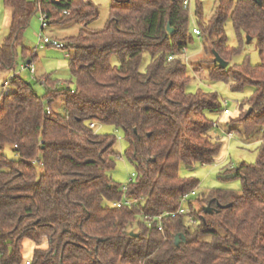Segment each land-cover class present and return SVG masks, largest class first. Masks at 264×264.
<instances>
[{
    "label": "trees",
    "instance_id": "16d2710c",
    "mask_svg": "<svg viewBox=\"0 0 264 264\" xmlns=\"http://www.w3.org/2000/svg\"><path fill=\"white\" fill-rule=\"evenodd\" d=\"M184 1L111 0L103 28L87 30L99 13L90 0H4L11 20L0 44V71L15 70L18 48L23 64H33L35 50L22 37L38 12L48 25L83 28L63 45L71 51L73 88L47 77L39 96L18 74L10 79L13 89L0 96V264L23 263L26 240L33 244L30 264H264V147L255 163L234 169L240 192L211 189L184 202L198 180L179 175L180 164L211 163L221 148L220 136H213L219 127L208 115L222 111L218 95L186 90L191 34L210 55V79L232 91L253 86L247 108L240 106L243 115L230 118L227 131L246 143L264 141V0H216L208 21L197 8L191 34ZM226 19L238 47L227 44ZM246 36L256 40L260 62L230 65ZM145 53L149 61L141 70ZM59 100L61 111L52 107ZM92 121L123 131L124 154L135 167L125 192L108 174L115 137L89 128ZM5 144L13 158L4 154ZM123 195L139 201L116 206ZM210 201L211 214L203 210ZM181 207L187 212L177 214ZM163 211L175 214L163 218L162 230L147 224L146 214ZM177 234L184 235L178 245Z\"/></svg>",
    "mask_w": 264,
    "mask_h": 264
},
{
    "label": "rangeland",
    "instance_id": "374dc122",
    "mask_svg": "<svg viewBox=\"0 0 264 264\" xmlns=\"http://www.w3.org/2000/svg\"><path fill=\"white\" fill-rule=\"evenodd\" d=\"M90 1L98 6L99 13L98 17L87 26V30H99L103 28L108 19L111 0ZM215 2L216 0H188V27L190 34L193 27H198L196 9L198 8L200 12V19L202 21H208L213 14ZM81 28H83L82 24L70 22L67 24L48 25L41 30L40 12L35 14L31 18L28 27L24 30L22 37L23 45L35 50L36 56L33 60L35 74L31 76L27 71H20V65L23 64L24 59L21 48H18L15 70L0 71V95L3 91L7 92L13 89L12 84L3 85V81L5 79H11L16 74H19L26 81H32L39 96H43L45 93V86L42 83V79L47 77L55 82L57 87L73 88L75 86V80L68 67V55L71 54V51L54 47L51 44L37 47V44L39 34H42L48 37L51 43L57 41L64 45L67 40L76 37ZM223 29L227 37V44L231 47H238L240 42L230 19H226ZM184 53L187 71L190 77L186 85V90L188 92H195L201 89L203 91L215 92L221 101L222 108L223 101H227L226 107L229 113L224 114L222 111L208 113L210 119L215 121L219 126V129L216 131L219 132L221 139V148L213 158V161L206 164L195 163L192 167L180 164L179 175L181 177H192L198 180L197 187L189 195V198L193 201H196L201 195L211 189L240 192L242 188L241 181L238 178H234L233 171L242 162L255 163L258 149L262 146L264 147V141L257 140L246 143L235 131H232L231 138H228L225 133L228 130L225 123L238 114L243 115L244 110L239 113L240 106L243 109L247 108L246 102L253 92V86L248 84L240 91H232L224 81L210 79L208 76L209 63H205V61H210V55H203V44L199 35L191 34V39L188 40ZM201 59H203L202 62L200 61ZM114 61L118 62L116 57L113 56L111 62ZM148 61L149 55L145 53L140 65L141 70L145 68ZM243 62H249L251 65L260 62L255 39H250L249 42L244 40L238 53L230 59V65L242 64ZM197 68H200L199 71H196ZM60 103L61 101L59 100L52 107L61 111L62 106H59ZM235 124L238 127L240 126L238 123ZM98 126L97 133L113 135L115 137L113 149L117 153V156L115 157L114 166L108 171V174L115 183L122 186L127 183L128 178L135 171L134 165L124 154L126 141L123 131L111 125L98 124ZM213 136H216L215 131L213 132ZM3 152L10 158L14 157L10 144L3 146ZM32 249L33 244L28 240L24 241L23 256L29 258Z\"/></svg>",
    "mask_w": 264,
    "mask_h": 264
},
{
    "label": "built area",
    "instance_id": "2783aa9c",
    "mask_svg": "<svg viewBox=\"0 0 264 264\" xmlns=\"http://www.w3.org/2000/svg\"><path fill=\"white\" fill-rule=\"evenodd\" d=\"M187 3H188L187 1H184V5H186ZM40 21H41V30H43L44 28H46V27L48 26V23H47V20H46V17H45L44 14H40ZM193 31H194L196 34L199 33V31H198L197 29H195V28L193 29ZM46 44H51V45L54 46V47H57V48L63 49V45H62L61 43H59V42H57V41H53V42L51 43V41H50V39H49L48 37L43 36L42 34H39V40H38L37 47H42V46H44V45H46ZM171 58H172V56H169V57H168V59H171ZM20 71H29V74H30L31 76H33L34 73H35V68H34V65H33L32 63H25V64H21V65H20ZM16 75H18V74H16ZM10 81H11L10 79H9V80H5L4 85L9 84ZM226 105H227V101L224 100V101H223V109H222V112H223L224 114L229 113V110H228V108L226 107ZM48 113H50L49 110H48ZM97 126H98V123L95 122V121H92V122H90V123L88 124V127L91 128V129H93L95 132H96V130H97ZM98 127H99V126H98ZM213 127L216 129V128H218L219 126L217 125L216 122H214V123H213ZM225 133H226V135L228 136V138H231V133H230L229 131H227V132L225 131ZM215 135H216V136H219V132L215 131ZM134 176H135V174L132 173L131 176L128 178L127 183L124 184V185H122V186L120 187V189H121L122 192H125V191H126V189H127V184L133 181ZM187 198H189V195H188V194L184 195L182 200L185 202V201L187 200ZM138 201H139V199L136 198V197L129 198V197L123 195L122 199H121L120 201H118L117 203H115V205L118 206V207H119V206H122V205L134 206L135 204H137ZM185 212H187V209L184 208V207H181V208L178 209V211H177L176 213H177V214H183V213H185ZM174 214H175V213H170V212H167V211H163V212H161V213H159V214H157V215H148V214H146L144 217H145V219L147 220V224H148V225H152L154 222H156V226H157V228H158L159 230H162V220H163V218H164V217H167V216H172V215H174ZM21 264H30V259L27 258V259L24 260V262L21 263Z\"/></svg>",
    "mask_w": 264,
    "mask_h": 264
},
{
    "label": "water",
    "instance_id": "95a60500",
    "mask_svg": "<svg viewBox=\"0 0 264 264\" xmlns=\"http://www.w3.org/2000/svg\"><path fill=\"white\" fill-rule=\"evenodd\" d=\"M255 2H257V3H261V1L260 0H255ZM167 30H168V32H172L173 31V28L169 25V24H167ZM250 36H246V41L247 42H249L250 41ZM213 55H214V61L219 65V67H221V68H226V66H227V64H228V62L227 61H225L223 58H221L216 52H214L213 53ZM250 111V109L248 110V112ZM211 201L208 203V204H206V205H204L203 206V210H204V212L205 213H209V214H211L212 212H213V207L211 206ZM217 204V206L218 207H227V206H229L230 204H226V205H221L220 203H216ZM131 235H136L135 233H133V232H131L130 233ZM181 240H184V235L183 234H177L176 236H175V244L176 245H178L179 243H180V241Z\"/></svg>",
    "mask_w": 264,
    "mask_h": 264
},
{
    "label": "crops",
    "instance_id": "0c3cea01",
    "mask_svg": "<svg viewBox=\"0 0 264 264\" xmlns=\"http://www.w3.org/2000/svg\"><path fill=\"white\" fill-rule=\"evenodd\" d=\"M10 20L11 10L4 5V0H0V44L3 42V40L8 34Z\"/></svg>",
    "mask_w": 264,
    "mask_h": 264
}]
</instances>
